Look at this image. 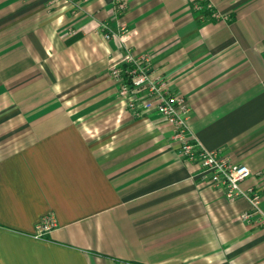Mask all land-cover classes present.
Here are the masks:
<instances>
[{
	"label": "crops",
	"instance_id": "1",
	"mask_svg": "<svg viewBox=\"0 0 264 264\" xmlns=\"http://www.w3.org/2000/svg\"><path fill=\"white\" fill-rule=\"evenodd\" d=\"M72 1L0 0V264H264V224L179 155L172 125L132 116L107 76L120 42L96 29L127 25L264 214V0Z\"/></svg>",
	"mask_w": 264,
	"mask_h": 264
},
{
	"label": "built area",
	"instance_id": "2",
	"mask_svg": "<svg viewBox=\"0 0 264 264\" xmlns=\"http://www.w3.org/2000/svg\"><path fill=\"white\" fill-rule=\"evenodd\" d=\"M68 2L71 13L80 9L77 2ZM115 10L122 13L125 10L124 2L116 0ZM214 16L219 17L218 14ZM96 29L105 39L116 37L120 42L122 63L111 65L107 76L116 85L118 96L124 99L132 116L141 119L153 111L172 125V139L178 145L179 155L187 162L196 163L198 174L206 178L213 188L222 190L227 201L234 202L242 198L248 202L249 210L240 215L241 220L251 222L252 217L256 216L258 223L264 224V214L259 207V189L255 186L242 187L252 172L241 163H232L218 150L202 147L189 127L190 107L184 96L170 93L165 81L152 75L149 53L135 54L128 47L126 39L130 31L127 25L121 23L114 30L107 22L101 21ZM54 227V217L50 213L34 224L32 236L41 238Z\"/></svg>",
	"mask_w": 264,
	"mask_h": 264
},
{
	"label": "trees",
	"instance_id": "3",
	"mask_svg": "<svg viewBox=\"0 0 264 264\" xmlns=\"http://www.w3.org/2000/svg\"><path fill=\"white\" fill-rule=\"evenodd\" d=\"M200 6H199V10H201V13H207L208 15H211V12H209L208 8L206 7L207 3L206 2H203L201 3L200 2Z\"/></svg>",
	"mask_w": 264,
	"mask_h": 264
}]
</instances>
